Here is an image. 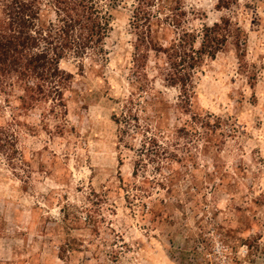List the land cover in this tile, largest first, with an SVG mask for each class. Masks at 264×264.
Masks as SVG:
<instances>
[{
  "label": "rangeland",
  "instance_id": "1",
  "mask_svg": "<svg viewBox=\"0 0 264 264\" xmlns=\"http://www.w3.org/2000/svg\"><path fill=\"white\" fill-rule=\"evenodd\" d=\"M130 2L103 59L61 60L65 107L0 91V264H264V0H168L157 46L230 22L186 92L163 53L134 62Z\"/></svg>",
  "mask_w": 264,
  "mask_h": 264
},
{
  "label": "trees",
  "instance_id": "2",
  "mask_svg": "<svg viewBox=\"0 0 264 264\" xmlns=\"http://www.w3.org/2000/svg\"><path fill=\"white\" fill-rule=\"evenodd\" d=\"M236 0H218L220 8H230ZM126 0H0V91L17 101L14 108L27 110L40 102L51 103L50 108L65 107L64 90L73 74L60 67L68 56L82 59L88 53L105 57L104 40L112 29L113 12ZM168 0H131V24L139 32L138 50L134 62H140L143 51L163 53L169 66L166 81L180 84L186 92L191 72L201 71L204 59H214L227 39L228 20L205 25L196 35L183 32L169 42L168 47L157 46L152 26L161 10L169 11L168 19L178 26L177 5ZM156 9L155 14L153 9ZM53 14L47 24L40 19L45 10ZM200 37L198 46H195ZM139 44V45H138ZM140 67V65H138ZM15 91L20 93L16 95ZM12 120H14L12 118ZM116 122L120 121L116 119ZM8 124L7 126H9ZM128 125V123H127ZM124 131V130H123ZM4 127L2 137L10 138ZM152 139V138H151ZM2 147V145H0Z\"/></svg>",
  "mask_w": 264,
  "mask_h": 264
}]
</instances>
